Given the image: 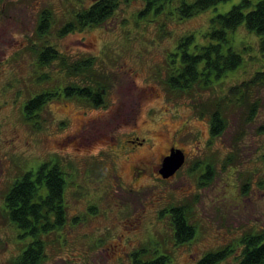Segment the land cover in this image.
<instances>
[{
	"label": "rangeland",
	"instance_id": "obj_1",
	"mask_svg": "<svg viewBox=\"0 0 264 264\" xmlns=\"http://www.w3.org/2000/svg\"><path fill=\"white\" fill-rule=\"evenodd\" d=\"M94 1L0 0V204L8 184L44 163L49 167L56 165L64 173L67 190L75 188L85 205L81 214L84 228L78 232L73 246L81 253L79 264H135L137 251L136 257L142 261L167 254L170 261L166 264H187V252L198 259L209 250L223 248L231 251L220 264H237L247 246L244 238L250 235L242 228L249 224L254 229H264V187L260 186L259 194L249 192L253 203L245 200L239 205L228 193L229 184L210 187L190 184L194 183L190 167L198 150L202 151L200 155L206 150L220 158L223 156L222 162L216 165L224 171L233 165L244 169L247 161H255L258 155L264 154V88L254 92L260 99L254 116L247 119L242 116L244 108L231 109L226 113L228 123L220 134L212 133L211 113L205 111L202 115L200 111L204 102L223 94L228 86L264 70L261 37L249 31L245 24L230 32V44L242 56V63L227 76L215 80L212 88L197 87L189 93L170 90L164 82L166 72L161 68L180 38L195 32L199 37L197 41H202L200 34L209 28L210 19L226 13L241 0L221 2L183 20L167 10L161 15L150 14L139 23L135 21V14L143 7L142 0H121L117 12L102 24L60 36V28L72 17V12ZM251 1L254 8L258 0ZM47 9L52 10L51 25L41 39L39 22ZM34 44L54 46L70 61L94 58V69L103 71L110 82L104 103L92 106L84 99L61 94L44 105L40 117L28 121L25 105L31 97L73 81L84 85L83 73L62 78L59 61L57 67L37 68L38 48L34 49ZM36 69L53 75L48 80H36V76L40 77ZM94 118L95 124L89 122ZM87 122L89 124L82 127ZM136 136L140 140L145 138L146 144L131 150L126 139ZM170 145L185 148L191 154L186 166L170 184L157 186L150 178L153 174L150 170L151 175L143 179L146 183L143 190L122 194L123 188L122 193L117 187L110 188L114 181L110 156L115 160L114 169L123 168L127 174L137 155L146 154L155 160L156 155ZM221 176L223 182L225 173L219 170L218 179ZM125 195L131 200L129 212L126 208L119 212L113 200ZM144 198L148 216L132 230L134 237L138 233L143 239L131 248V253L126 257L109 255L98 246L95 249L93 221L107 218L110 209L111 214L123 217L128 214L127 217L134 218L140 214L139 202ZM159 200L166 204L194 205L198 218L195 220L202 232L197 231L191 240L181 245L175 243V238L165 229L167 222L151 217L161 208ZM7 222L0 216V264H12L14 250L21 253L31 239L12 229L6 234ZM132 224L135 222L125 223L126 226ZM65 243L66 237L57 235L51 237L47 245L49 249H56L55 257L58 251L65 252ZM205 243L211 246L199 253L197 250ZM59 258L60 255L51 260V264H59ZM195 261L188 264H196Z\"/></svg>",
	"mask_w": 264,
	"mask_h": 264
},
{
	"label": "flooded vegetation",
	"instance_id": "obj_2",
	"mask_svg": "<svg viewBox=\"0 0 264 264\" xmlns=\"http://www.w3.org/2000/svg\"><path fill=\"white\" fill-rule=\"evenodd\" d=\"M40 23L41 18L39 24ZM48 46V44H44L40 47L36 46V44L32 46L34 49L41 48L42 50L41 52H38V49H36V67L39 69L47 67L49 68L52 66L57 67L59 61V72L61 73L62 78L68 77L66 67L62 68L59 58L51 60V62L48 60L46 63L47 56L43 51L47 49ZM59 52L62 56L67 57V55H65L62 51ZM54 63H57V65H54ZM35 72L36 74L38 72L40 75V77L37 78L36 76L35 78L39 81L48 80L53 75L51 72H45L43 70L39 71L38 69H36ZM42 76H44L45 79H40ZM68 87L69 83H67L64 87H58L55 89L47 88L43 92L38 93L30 99H35L39 95H45L47 93H57V96L64 94L67 97H75L68 94ZM54 97L50 98L49 95V99L44 103V105L52 101ZM76 98L84 99L92 106H95V83L94 95L91 99L79 96H76ZM43 107L38 111L34 110L32 115L33 119L36 116L40 117ZM89 122L95 124V118ZM89 122L83 124L82 127L86 124H89ZM126 143L129 145L131 150H135L138 147L144 146L146 144V140L145 138H141L140 140V137L136 136L126 139ZM172 148H181L184 150L185 162L172 176L165 178L160 173V169L162 168L164 159L170 155ZM200 152L202 151L198 150L196 153H194L196 159H194L190 167V177L194 180V183L191 182L190 184H203V187H210L212 184H229L230 188L228 189V193L232 194V200H235V202H237L239 205L245 202V200L253 203L251 196H248L249 192L252 190L259 194L260 186L264 187V154L258 155L255 161H247L244 164L245 170L240 167L238 169L235 165H233L229 166L224 171L223 167L219 169L216 165L218 161L222 162L221 158L223 156L220 158V156L216 155L215 153H208L206 150H204L202 155L199 154ZM190 157V152H188L185 148L179 147L177 145H170L165 151L156 155L155 160H153L152 157L149 158L146 154L143 156L137 155L136 160L129 167V173L127 172L126 174L123 171V168L116 166L114 169L113 163H115V160H112L110 156L109 163L111 159V171L112 169L114 171H112L111 174L114 180L113 186H110V188L113 189V187H117L121 193L123 192V188L125 192L122 194H127V192L135 193L134 191L143 190V188L146 186V183L143 182V179L148 177L150 170L153 173L152 175L149 174L151 175L150 178H153L156 181L157 186H161V184H170L174 179L177 178L179 172H181L186 166ZM53 167H49L47 163H44L37 169L26 172L22 178L16 179L12 184H8L6 187L2 203L0 204V216L4 217L8 221V226L4 232L7 234L11 232L12 229L13 231H18L21 235L31 238L21 253L17 254V250H14L15 256L12 257V264H51L54 258H58L59 255V264H71L72 261H74L75 264H79L78 262L81 258V253H78V251L74 250L73 246L77 242L78 232L84 228L81 220V214L85 209V205L82 202V199L78 196V192L75 191V188L71 187L67 190L64 173L60 168L59 169L63 173L64 184H52L51 172ZM218 169L225 173V176H223V182L222 176L218 179ZM25 175H28L30 178V183L17 184L25 177ZM160 200H162V198ZM160 200V210L157 213L152 214L151 217H154L158 220L163 219V221L167 222V224L164 225L165 229L169 230L170 236H172V238H175V243L181 245L182 243L191 240L196 235L197 231L202 232L200 228L201 225H199V223H197L195 220L198 218L197 214L194 213V205H191L190 203L179 205L178 203L174 202L166 204ZM113 202L115 205H117V211L119 212L123 208L128 210L131 204V200L126 195L122 198L119 196L116 197ZM159 202L153 203V205L155 206ZM139 203L141 204L140 208L142 209L140 210V214L134 216V218H130L129 216L127 217L126 215L128 214H123L125 217L119 214H111L110 209V213L107 218H98V220L93 221L91 227L92 225L95 227V249L98 246L102 249H105V252H107L109 255H112L113 253L115 255H124L126 257L131 253V248H133V246L137 244L138 241L140 242L143 239L138 237V233L135 234L134 237L132 230L137 227V223H141L142 220L148 216L145 198ZM112 210H115V208L113 207ZM131 221H134L136 225L132 224V226L130 225L131 227L125 225V223ZM242 230L243 232L248 230L250 235L244 238V240H247V246L240 258H238L237 264L243 260L245 254L248 251H252L254 248L258 247L260 243H264V229H254L253 225L247 224L242 228ZM57 235H62L63 238L66 237V249L65 252L58 251L59 253L56 255L57 257H54L53 251H56V249H49L47 242L51 237L55 238ZM130 236H133V239ZM140 236H142L141 233ZM197 246L201 245L198 244ZM197 246H195L193 249L196 250ZM209 246H211V244L205 243L204 246H202V249L197 251L201 253L202 250H206V248ZM226 246L229 245L226 244ZM230 251V249L226 248L217 251L209 250L198 259L193 258V253L189 254L187 252L188 259L186 263L188 264L192 260H196V264H220L223 259H227V255L230 253ZM181 252L182 250H180L179 254ZM138 253V251L134 253L133 263L135 264H166L168 261H170V255L168 256L167 254L142 261L136 257ZM67 258L70 259V261H68Z\"/></svg>",
	"mask_w": 264,
	"mask_h": 264
},
{
	"label": "trees",
	"instance_id": "obj_3",
	"mask_svg": "<svg viewBox=\"0 0 264 264\" xmlns=\"http://www.w3.org/2000/svg\"><path fill=\"white\" fill-rule=\"evenodd\" d=\"M225 1L227 0H142L143 7L135 14V21L139 23L140 19L143 20L150 14L161 15L167 10L169 14H174L178 19L183 20ZM120 3L121 0H95L88 7L82 5L72 12V17L60 28V36L102 24L117 12ZM252 5L251 0H241L226 13L212 17L209 28L200 34L202 39L200 42L197 41L199 37L195 32L180 38L174 49L169 52L164 67L161 68L166 72L164 82L167 87L173 91L187 93L197 87L208 89L215 86V80L235 70L242 63V56L230 44V32L236 31L242 24L261 37V48L264 50V0H258L254 8H251ZM51 15V9L43 12L38 30L39 38L48 33ZM41 51V48L38 49V52ZM43 52L47 56L46 63L48 60L51 62L59 58L62 68L66 67L68 77L84 74L83 86L75 81L69 83L70 96L91 99L94 95L95 83V105L104 103L110 82L103 71L94 69V58L70 61L50 45ZM40 79L45 78L42 76ZM258 88H264V70L255 72L247 80L228 86L223 94L204 102V107L200 111L202 115L205 111L211 113L213 135L220 134L224 130L228 123L226 113L233 108L238 110L244 108L242 116L245 115L247 119L254 116L260 104V99L254 93ZM49 95L51 98L58 94L47 93L29 99L25 105V118L30 120L34 110H40L49 99ZM51 174L52 184H64L63 173L58 166L53 167ZM29 183L30 178L25 175L17 184ZM239 264H264V243L248 251Z\"/></svg>",
	"mask_w": 264,
	"mask_h": 264
},
{
	"label": "water",
	"instance_id": "obj_4",
	"mask_svg": "<svg viewBox=\"0 0 264 264\" xmlns=\"http://www.w3.org/2000/svg\"><path fill=\"white\" fill-rule=\"evenodd\" d=\"M185 162V152L181 148H172L170 155H168L163 162L160 173L168 178L172 176Z\"/></svg>",
	"mask_w": 264,
	"mask_h": 264
}]
</instances>
